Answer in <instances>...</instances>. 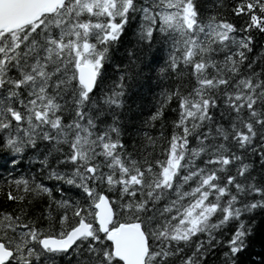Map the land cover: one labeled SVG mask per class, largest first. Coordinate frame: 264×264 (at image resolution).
I'll return each mask as SVG.
<instances>
[{"label": "snow or ice", "instance_id": "6c2138e0", "mask_svg": "<svg viewBox=\"0 0 264 264\" xmlns=\"http://www.w3.org/2000/svg\"><path fill=\"white\" fill-rule=\"evenodd\" d=\"M0 264H264V0H0Z\"/></svg>", "mask_w": 264, "mask_h": 264}, {"label": "trees", "instance_id": "16d2710c", "mask_svg": "<svg viewBox=\"0 0 264 264\" xmlns=\"http://www.w3.org/2000/svg\"><path fill=\"white\" fill-rule=\"evenodd\" d=\"M262 234L260 232L257 233L255 238V243L253 245V251L259 252L260 251V240H261Z\"/></svg>", "mask_w": 264, "mask_h": 264}]
</instances>
